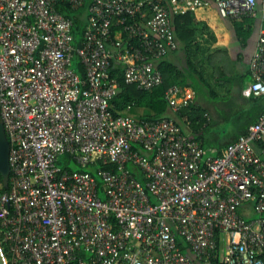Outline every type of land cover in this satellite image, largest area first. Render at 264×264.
Masks as SVG:
<instances>
[{
    "label": "built area",
    "instance_id": "obj_1",
    "mask_svg": "<svg viewBox=\"0 0 264 264\" xmlns=\"http://www.w3.org/2000/svg\"><path fill=\"white\" fill-rule=\"evenodd\" d=\"M62 1L73 11L86 2ZM209 3L222 19L259 16L257 0H92L76 49L58 0H0L7 264H264V114L211 157L175 119L110 109L112 68L140 91L161 87L159 64L178 48L172 17ZM262 8L246 99L264 97ZM165 99L177 115L192 102L178 86Z\"/></svg>",
    "mask_w": 264,
    "mask_h": 264
},
{
    "label": "crops",
    "instance_id": "obj_2",
    "mask_svg": "<svg viewBox=\"0 0 264 264\" xmlns=\"http://www.w3.org/2000/svg\"><path fill=\"white\" fill-rule=\"evenodd\" d=\"M257 2L258 18L248 19L240 36L233 22L241 20L222 19L213 3L191 11L208 29L190 49L177 41V50L164 60L177 69L174 85L192 99L190 105L203 111V121L210 117L197 127L168 108L167 118L175 119L188 138L200 141L207 156H221L264 114V97L255 102L243 96L252 81L250 63L262 26L263 0Z\"/></svg>",
    "mask_w": 264,
    "mask_h": 264
},
{
    "label": "trees",
    "instance_id": "obj_3",
    "mask_svg": "<svg viewBox=\"0 0 264 264\" xmlns=\"http://www.w3.org/2000/svg\"><path fill=\"white\" fill-rule=\"evenodd\" d=\"M91 2L92 0H86L82 9L73 11L68 4L63 3L62 0H58L57 10L66 18L73 21L74 47L76 49L81 47L83 41L87 11ZM247 20L233 22L239 36L240 31L244 30V27L248 23ZM172 24L176 40L188 49L194 45H198L199 38L206 32V28L208 29L207 26L197 21L195 13L191 11L174 15L172 17ZM73 68L82 78L85 77L83 66L77 57L74 59ZM159 70L163 75V85L151 91H140L136 86H130L125 83L122 67L115 66L112 68L111 77L115 78L120 85L117 96L110 101L112 113L115 116L133 118L136 121H156L166 118L168 116V104L165 99V93L169 87L176 86L174 84L177 82L175 79L177 69L167 61H162L159 64ZM254 101L258 102L262 101V99H254ZM203 115V111L194 105H190L181 112L182 119L191 121L193 125L197 123V127L202 126L206 122L205 120L203 121ZM198 121L202 122L198 123ZM242 134L245 135L246 133ZM6 191L4 190V192ZM2 248L5 256L8 257L6 248L4 246Z\"/></svg>",
    "mask_w": 264,
    "mask_h": 264
},
{
    "label": "water",
    "instance_id": "obj_4",
    "mask_svg": "<svg viewBox=\"0 0 264 264\" xmlns=\"http://www.w3.org/2000/svg\"><path fill=\"white\" fill-rule=\"evenodd\" d=\"M11 145L6 133L5 126L0 121V176L5 190L10 188L11 166H10ZM0 264H7V259L0 243Z\"/></svg>",
    "mask_w": 264,
    "mask_h": 264
},
{
    "label": "rangeland",
    "instance_id": "obj_5",
    "mask_svg": "<svg viewBox=\"0 0 264 264\" xmlns=\"http://www.w3.org/2000/svg\"><path fill=\"white\" fill-rule=\"evenodd\" d=\"M248 80H250V79H248ZM62 162V161H61Z\"/></svg>",
    "mask_w": 264,
    "mask_h": 264
}]
</instances>
